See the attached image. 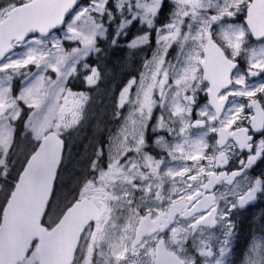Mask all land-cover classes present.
Segmentation results:
<instances>
[{"label":"flooded vegetation","instance_id":"obj_1","mask_svg":"<svg viewBox=\"0 0 264 264\" xmlns=\"http://www.w3.org/2000/svg\"><path fill=\"white\" fill-rule=\"evenodd\" d=\"M33 1L35 0H0V24L9 19L14 9ZM88 4L89 0H79L75 9L68 14L62 29L46 37L34 33L20 42L14 40L11 43L13 50L0 60V65L11 60L14 54L20 53L23 45L30 40H44L62 31L72 14ZM249 5L245 2L244 11L231 18L225 16L219 19L225 21L223 24L220 21L213 22V15L207 19L209 22L206 26H210L213 39L218 44L223 43L221 37L224 34H234V30L237 32L239 29L248 30L244 16L247 15ZM163 9L168 13V0H161L157 16ZM228 25L235 28L231 33L220 29ZM132 31L135 30L129 28L124 37L117 40V47L112 50L111 55L109 50L106 51L109 45L106 42L105 60L106 65L114 63L109 58L120 63L126 62L129 64L127 69L131 70V75L135 78L134 66L137 67L140 52H147L145 60L153 52L149 49L153 44L154 33L142 30L148 37V42L144 45L148 50L139 51L126 46L137 35ZM176 50L177 46L173 45L168 58L174 56ZM225 51L228 52L229 61L234 59L230 51ZM205 55L200 52L197 58L199 90L185 92L181 98L188 120L185 137H199L200 141L197 151L185 145L180 154L196 152L197 157H201L196 163L189 159L184 162L176 161L179 155L174 153V149L182 139L178 138L177 129L172 125L165 124L157 129L153 120L160 110L155 108L149 111L147 122L136 141L129 140L125 144H119L118 141L111 140L116 129L115 125L110 124V110L106 109V122L102 125L104 137L87 151V189L80 196L79 189L73 201H70V204L79 200L88 201L98 210V217L83 228L71 264H174L171 257L160 251L161 248L164 252L174 253L183 264H238L246 255L252 257L256 246L261 244L260 250L264 249V155L248 165V158L254 154L255 149L252 153L247 147L241 150L238 143L239 137L246 139L253 136L255 143L264 136V131H256L257 123L264 121V108L261 107L264 105V94L252 98L246 96L249 92H264L261 88L264 86V71L251 69L260 72L253 76L248 65L249 57L259 58L264 55V40H256L250 33L246 34L242 50L235 59L236 65L227 68V71L218 60H213L210 71L214 74L213 79L223 78L227 81L224 90H217L215 105L210 103L211 88L203 71ZM127 69L123 71L124 74L128 73ZM7 72L13 75L11 70L2 74ZM254 100H258L259 104L253 103ZM233 119L235 122L227 129L233 135L223 145L218 144L219 132L213 130L220 129L226 121ZM194 123L199 126L194 127ZM221 151L227 158V164L217 167L215 157ZM209 157L213 159L210 161ZM183 167L186 172L182 173L179 181L171 180V174H179ZM98 169L105 173L100 187L92 182V176L96 179ZM213 171L232 177L231 182L221 179L212 183L208 173ZM188 178H192L190 183ZM172 186L177 192L171 195ZM187 189L191 191L188 192ZM252 189H257L254 197L240 206L239 198L246 196ZM214 207H217L216 215L219 217L215 223L211 221ZM113 208L119 213V220H107L109 210ZM128 211H133V222L129 220V214L125 215ZM56 224L43 223L46 230ZM34 264H39L38 260Z\"/></svg>","mask_w":264,"mask_h":264},{"label":"rangeland","instance_id":"obj_2","mask_svg":"<svg viewBox=\"0 0 264 264\" xmlns=\"http://www.w3.org/2000/svg\"><path fill=\"white\" fill-rule=\"evenodd\" d=\"M99 2L100 0H89L86 7H80L72 14L62 31L44 40H30L23 45L20 53L14 54L11 60L0 65V105H7L9 109L8 114L0 118V178L7 176L8 170L5 166L13 134L17 129L18 121L23 118L24 114L27 118L24 122L22 136L29 135L24 146L26 154L47 132L56 131L64 136L70 135V132L72 133L76 128L75 126L84 120L85 114L92 109L90 89L94 90L101 79L97 72L92 77L95 83H88V76L93 69L97 71V68L90 66L87 61L89 58L98 57V44L102 41L105 43L109 33L112 38L106 51L109 50L111 55L112 50L117 47V40L123 38L129 28L134 29L135 31L132 33L137 34L133 40L146 35V32H142V30L153 31V44L149 49L153 52L149 56L150 58L145 60L147 52L141 51L142 49L148 50L144 47L145 44L131 47L133 40L127 43V47L141 51L137 67L134 66L135 78L134 75H131V70L127 69L129 64L109 58L116 62L112 64L109 71H106V74L109 75L105 76L109 83L106 86V107L100 109L101 114L98 119L100 120L102 117L103 120L104 116V124L106 122L104 114L106 109H109L111 111L109 122L115 125L116 129L111 140L125 144V141L138 139L139 132L147 122L149 111L156 108L160 110L159 114H155L153 120L157 129L164 127L165 124L172 125L177 129L178 138L182 139L174 149V153L179 155V160L176 161L183 160L182 162H184L189 159L192 163H196V152L191 154L192 152L187 151V154H180V150L185 145H189L191 149L197 151L200 141L199 137L191 139L185 137L188 131V120L181 102L182 94L196 92L200 88L197 59H192L197 52V41L194 37L203 27H206L209 22L207 19L211 15H217L224 6L233 3V0H168V13L163 21L162 17L157 16L158 11L155 16H146L143 12L141 5H151L154 0H106L104 9L97 12L95 5ZM196 4H200L202 7H194ZM81 12L84 15L76 19ZM185 12L187 16L184 15ZM149 21H151V26H149ZM218 21L220 24L225 22L223 19ZM169 25L174 26L171 31L178 29V37L171 43L165 55L163 45L158 44L157 41L160 36L169 34ZM70 27L84 35H91L94 41L93 45L85 49L79 41L72 40L68 31ZM220 29L231 33L235 28L228 25ZM234 33H236L235 30ZM57 44L59 50L55 46ZM173 45L177 46L176 54L168 58V52ZM160 55H164V59L160 69L157 70L154 57ZM103 57L106 65V54ZM25 61L29 62L26 66ZM54 67L56 71L52 70ZM126 69L128 73L124 74L123 71ZM6 70H11L13 75L8 72L2 74ZM177 80H180L179 84L176 83ZM69 81L71 84L82 81L81 85L85 87V90H73L67 86ZM162 81L163 83H161ZM146 94L150 110L148 106H145ZM177 108L182 111L178 115H174ZM102 127L99 124L90 127L81 125L76 130L82 133H85L86 130L89 131L88 140L84 142L85 144L79 149L77 158H75L77 163L87 156V151L95 146L97 141L104 137ZM90 129L95 132L93 136L92 133L90 135ZM80 136L82 134L72 137L71 147L75 144V138ZM94 136H98L97 139H94ZM70 152L72 155L75 150L70 149ZM25 157L23 155L21 158L24 160L28 156ZM71 158L72 156L70 160ZM82 165L84 169L86 163L84 165L82 162ZM73 169L79 170L76 165ZM94 169L96 172V166ZM98 171L96 179H93L92 176V182L96 187L103 185L105 177V173H102L100 169ZM183 172H186L184 167L179 174H171V180L179 181ZM86 179L75 191L78 194L80 189L79 196L84 194L87 189L89 179L87 181ZM191 181L192 178H188V182ZM62 183L59 184L57 194L53 197V220L58 218L64 208L70 204L63 200ZM172 187L171 195L177 192L176 188ZM3 199L0 197V215ZM109 212L110 216L107 220H119V213L115 208L110 209ZM132 213L133 211H128L125 214H129L131 222L135 219ZM260 246L261 244L256 246L253 259L251 255H246L238 264H264V249L260 250ZM35 262L37 260L34 251H32L28 260L23 264H34Z\"/></svg>","mask_w":264,"mask_h":264},{"label":"water","instance_id":"obj_3","mask_svg":"<svg viewBox=\"0 0 264 264\" xmlns=\"http://www.w3.org/2000/svg\"><path fill=\"white\" fill-rule=\"evenodd\" d=\"M66 0H35L29 5L16 8L9 19L0 24V60L13 49L11 43L22 41L38 33L48 36L62 29L72 9L65 14L61 24L49 27L62 13ZM264 0H252L247 8L250 23L247 28L264 31ZM219 55H222L220 52ZM203 71L210 88L213 60L205 55ZM229 76V74L227 75ZM226 76V79L228 78ZM7 107L0 105V117ZM194 123V127H198ZM64 141L54 131L41 138L19 173L0 220V264H19L24 261L34 243L39 264H71L78 238L87 223L98 217V210L86 200L74 202L57 224L47 231L43 219L50 203L57 173L62 162Z\"/></svg>","mask_w":264,"mask_h":264},{"label":"snow or ice","instance_id":"obj_4","mask_svg":"<svg viewBox=\"0 0 264 264\" xmlns=\"http://www.w3.org/2000/svg\"><path fill=\"white\" fill-rule=\"evenodd\" d=\"M105 2L106 0H100V2L95 5V9L97 12H101L104 9ZM245 2L247 4H251V0H233V3L227 4L219 11L217 15H213L211 17V20L213 22H216L225 16L229 18L235 16L237 13L245 10ZM160 3H161V0H154V2L151 5H141V7L146 16L147 15L155 16V14L158 11ZM74 4H75V0H66V2L62 6V13L60 17H58L52 24H50L49 27H55V24L57 23L61 24L65 18V14L69 12L70 9L73 8ZM194 7H202V5L196 4L194 5ZM83 15L84 13L81 12L76 17V19H79L80 16H83ZM184 15L187 16V13L185 12ZM244 21L245 23H250L247 15L244 16ZM149 26H151V21H149ZM173 27H174L173 25H169V29H170L169 34L160 36L157 41L158 44L163 45V52L165 55L168 49L170 48L171 43L174 42L178 37V29L176 31H171ZM68 31L70 34V38L72 40L79 41L82 47H84L85 49L93 45L94 41L91 35H84L81 32L77 31L75 28H71V27L68 29ZM249 33L256 40H264V31H257L255 28L250 27L248 30L239 29L234 34L222 35L221 39L223 43L218 44L216 40L213 39L210 26L203 27L200 30V32H198L197 35L194 37V39L197 41V44H198V51L194 54L192 59L194 60L197 59L199 57V53L203 52L207 54L209 60H218L222 65H224L225 71H227V68L233 67L236 65L235 59L242 50V45L245 42L246 34H249ZM147 42H148V37L147 35H145L139 39L133 40L130 46L136 47L139 45L146 44ZM55 46L59 50L58 44ZM225 49L231 52V55L234 59L229 61L228 52L225 51ZM220 52H223L224 54L219 55ZM61 59H63V57H61ZM163 59H164V55H160L159 57H154V63H155L157 70L160 69L163 63ZM27 63L29 62L25 61V66L27 65ZM37 63L39 62L37 61ZM248 65H249L251 75L253 76L259 75L260 74L259 71H251V69H259V70L264 71V55H261L259 58H257L256 56L249 57ZM52 70L56 71V68L54 67ZM96 74H97L96 69H93L92 73L88 76L89 84L95 83L92 77L95 76ZM154 78H155V74H154ZM161 83H163V81ZM176 83L179 84L180 80H177ZM226 83L227 81L223 78H220L219 80L213 79V87L212 89L209 90V93L212 96L210 103L215 105L217 90H224V85ZM149 88H151V86H149ZM261 88L264 89V86H261ZM262 94H264V92H249L246 94V96L248 98H252L256 95H262ZM13 99H15V97H13ZM253 103L259 104V101L254 100ZM145 106H148L150 110V105L147 103V94H146V105ZM261 107L264 108V105H261ZM217 110H219L218 105H217ZM181 111L182 110L180 108H177L174 115H178ZM234 122H235L234 119L226 121L220 129L213 130V131L219 132L220 138L218 140V144L223 145L228 139V137L233 135L232 133H229L227 129ZM256 131L257 132L264 131V121H260L257 123ZM238 143H239V147L241 148V150H245V147H247V150L250 153H252L253 149H255L254 154L250 155L248 158L249 159L248 165H251L252 163H254V161L258 157H260L261 155H264V136H262L260 140L256 141L255 143H253V136H248L246 137V139L244 137H239ZM200 158L201 157H197V159H200ZM212 159L213 158L209 157L210 161ZM215 161H216L217 167L220 165H226L227 158L224 152L221 151L219 155L215 157ZM241 163H243V161ZM208 175L212 183L218 182L221 179L228 180L229 182H231L232 180V177L227 176L223 172L217 174L215 171H213V172H209ZM233 175H236V174L234 173ZM257 188H259V181L257 182ZM256 190L257 189H252L250 192L246 194V196L240 197L238 201L239 205L243 206L247 200H251L254 197ZM212 213L213 214L211 216V221L215 223L216 220L219 218L216 215L218 213L217 207L213 208ZM219 216L222 217L223 215H219ZM224 219L226 220V217H224ZM160 251L163 252L165 256L171 257L172 261H174V264H183V262L179 260V258L176 257L174 253L164 252L163 248H161Z\"/></svg>","mask_w":264,"mask_h":264},{"label":"trees","instance_id":"obj_5","mask_svg":"<svg viewBox=\"0 0 264 264\" xmlns=\"http://www.w3.org/2000/svg\"><path fill=\"white\" fill-rule=\"evenodd\" d=\"M164 7L166 6L165 1L163 3ZM165 12H164V11ZM161 11V14L159 15V17H162V21L166 18V14H167V10L163 9ZM165 17V18H164ZM111 33L108 34L107 39H105V43L100 42L98 44V52H97V56L96 58H89L88 59V64L90 66H93L95 68H97V72L98 75H100V81L98 83V85L96 86V88L94 90L90 89L91 94V108L84 117V120L79 124L80 127L81 125H87L88 127L90 126H94L96 124H99L100 126H102L103 122H104V116H103V120L102 117L99 118L100 113V109L103 107H106L105 105V101H106V86L109 84L108 83V79L105 78V76H108L106 74V71H109L112 68V64H108L105 65L104 64V57L103 55L105 54V49H106V42L110 43V39L112 38ZM116 62V61H114ZM106 79V80H104ZM82 81L80 82H76L74 84H71L70 81L67 83V86H70L71 88H73V90H85V87H83L82 85ZM77 86V87H76ZM15 90V89H14ZM105 115V114H104ZM111 116V114L109 115V117ZM26 114L23 115V118L21 120L18 121L17 123V129L16 131H14L13 134V141H12V145L9 151V155L7 157V162H6V166L8 169V174L9 176L4 177L2 179H0V194H1V198L3 197V205L13 187V184L17 178V175L19 174V172L22 169V166L24 165V162L22 161L23 159L21 157L24 156H28L30 155L33 150L35 149L36 145L34 147H32L29 152H27V154L25 153L26 150L24 149L25 143H27L28 139H29V135H25L22 136L23 133V126H24V122L26 121ZM87 131V130H86ZM85 133L82 132H78L75 130L72 131V133L70 132V135H66L64 137H62V139L65 142V160L63 161L61 168L58 172L57 175V180H56V186H55V191L53 194V197L55 196L56 190L59 186V184L61 182H63V200L65 202H70L71 199H73L75 197V191L79 188L80 184L85 180L86 175H85V168L83 169V165L82 162L85 165V158H82V160L80 162H76L77 158V154L80 148L83 147V144H85L84 142H86L89 136V131H87ZM92 133V136L94 135V131L93 129H90V135ZM76 134H82V136L80 137H76V141L73 147H71L70 142L72 143V137L74 138V136ZM69 136H71L69 138ZM91 136V137H92ZM98 137V136H97ZM97 137L94 136V139H97ZM71 150H75V152H73V154L71 155ZM77 151V152H76ZM76 153V154H75ZM75 154V155H74ZM74 155V156H73ZM72 156L71 160L70 157ZM79 158V157H78ZM65 165L67 166V168L65 169ZM74 165H76L79 170H74L73 167ZM2 171V169H1ZM65 184V185H64ZM53 197H52V201L50 203V205L48 206V210L44 219V223H49V219L53 220ZM68 206V205H67ZM66 206V207H67ZM2 209V208H1ZM66 209V208H65Z\"/></svg>","mask_w":264,"mask_h":264}]
</instances>
